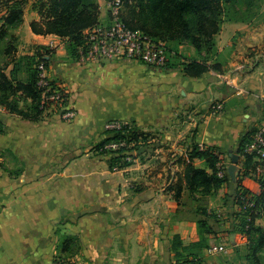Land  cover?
Returning <instances> with one entry per match:
<instances>
[{
  "label": "crops",
  "instance_id": "0c3cea01",
  "mask_svg": "<svg viewBox=\"0 0 264 264\" xmlns=\"http://www.w3.org/2000/svg\"><path fill=\"white\" fill-rule=\"evenodd\" d=\"M97 1L102 21L106 11ZM36 2L29 0L18 28L41 49L54 43L51 76L69 88L76 116L26 119L0 106V264H184L193 258L250 264L248 238L233 229L235 185L206 189L193 185L186 170L213 174L205 159L191 158L194 147L217 149L227 169L232 151L239 155L237 181L254 195L262 192L252 162L238 150L264 122V20H225L218 55L193 77L185 64L201 59L188 45L164 68L81 63L66 40L32 32L31 24L41 21ZM219 103L222 112L212 113ZM111 120L148 134L123 169H111L113 155L97 148ZM255 225L264 229V219ZM218 243L233 247L229 256H207Z\"/></svg>",
  "mask_w": 264,
  "mask_h": 264
},
{
  "label": "trees",
  "instance_id": "16d2710c",
  "mask_svg": "<svg viewBox=\"0 0 264 264\" xmlns=\"http://www.w3.org/2000/svg\"><path fill=\"white\" fill-rule=\"evenodd\" d=\"M234 2L235 0H127L124 20L131 28L140 29L153 39L167 43L171 53L175 51L171 49L170 43L175 44L176 47L180 45L192 47L201 60H190L185 64V72L187 75L196 77L206 73L209 70L208 62L218 55L216 37L230 11L228 6ZM28 3L29 0H6L0 3L5 8L0 27V40L5 39L8 29L18 28L23 22L24 11ZM35 6L41 21L31 24L32 32L37 35H56L66 40L69 54L77 59V49L83 43V33L99 22L98 1L37 0ZM13 41L14 38L4 50L5 57H10V61L6 68H0V106L6 108L11 114L36 120L44 115L40 106L41 93L37 87L36 66L41 61L49 65V59H46V56H49L52 50L47 48L45 53L38 52L35 55L17 57V49ZM10 66L11 69L7 74L5 70ZM21 74H25V79L21 78ZM28 100H30L28 107L21 108L20 102ZM2 132L0 125V134ZM249 136L250 133L242 138L239 154ZM147 138V133L140 132L133 127L125 135L117 133L114 137L106 138L97 148L100 150L113 139H127L128 142L132 140L136 142L137 150L140 140L146 141ZM215 151H217L215 148L200 150L199 147H194L191 152V158L205 159L208 162L213 171L212 176H208L205 171L195 169L193 166L187 167L186 176L193 180V185L204 186L206 189L210 186L219 188L228 182L232 186L235 185L236 191L242 188L239 181L233 184L228 176L225 179L218 177V157L215 156ZM122 153L118 152L113 155L110 160L111 169H123L130 165L126 159L132 158V155ZM262 187V192L258 196L244 190L247 195H252L255 204L251 209L239 211L236 222L233 223V229L239 230L248 238L247 258L251 264H260L258 256L264 249V229L255 225L257 218L264 219V185ZM68 241V239L64 241L65 245ZM195 261L201 264L198 258L187 260L184 264Z\"/></svg>",
  "mask_w": 264,
  "mask_h": 264
},
{
  "label": "built area",
  "instance_id": "2783aa9c",
  "mask_svg": "<svg viewBox=\"0 0 264 264\" xmlns=\"http://www.w3.org/2000/svg\"><path fill=\"white\" fill-rule=\"evenodd\" d=\"M106 18L86 30L83 33V43L77 49V59L81 63L107 62H137L151 67L164 68L170 61L171 53L167 43L157 41L140 29L131 28L124 20L125 0H103ZM49 48L55 47L50 43ZM48 59V56H46ZM37 87L41 93L40 106L44 115H58L63 121L73 120L76 113L69 107L70 90L63 83L56 81L51 76L50 66L45 62H38ZM222 104H213L212 113H220ZM1 112V108H0ZM133 126L122 120L108 121L104 126V132L108 137H114L117 133L123 135L129 133ZM107 137V138H108ZM136 142L124 140H111L105 144L100 153L103 155H115L118 152L131 155L136 151ZM127 149V151H122ZM129 149H134L129 150ZM129 150V151H128ZM201 150H205L202 148ZM218 157V177L225 179L228 169L225 157L215 151ZM240 156L251 159L252 172L256 181L264 185V122L261 123L243 144ZM128 162L131 158L126 159ZM242 187L234 189V203L238 211L254 207L252 195H247ZM224 244L210 246L206 249L209 257H225L231 253ZM55 264H70L64 260H57ZM188 264H200L197 261Z\"/></svg>",
  "mask_w": 264,
  "mask_h": 264
},
{
  "label": "rangeland",
  "instance_id": "374dc122",
  "mask_svg": "<svg viewBox=\"0 0 264 264\" xmlns=\"http://www.w3.org/2000/svg\"><path fill=\"white\" fill-rule=\"evenodd\" d=\"M5 1L6 0H0V3L5 2ZM126 1L127 0H125V2ZM228 8L230 11L225 17L226 20L227 19H233V20H236V19L261 20L262 19L264 20V11H263L264 10V0H235L234 4L228 6ZM4 13H5V8L0 5V27L3 22L2 19L4 17ZM124 13H125V9H124ZM13 38H14L13 44H14V47L17 49L18 56L19 55L21 56L23 53H27L31 51L37 52V50L39 53H45L44 49H41L38 46L34 45L33 42H31L27 38V33L24 32L23 28L21 27L15 28V29L11 28V29H8V34L5 37V39L0 40V68H6L8 62L10 61V57L8 58L5 57L4 50L7 47L8 43L12 42ZM170 45L174 48L173 49L170 46L173 51H175L176 53L179 52V48L176 47L175 44L170 43ZM185 49H187V47H185ZM186 52H187L186 50H183V53L180 54V56L178 55V59L180 57H185ZM10 69H11V66L8 67L5 70V72L8 74ZM21 75H22L21 78L25 79V74H21ZM220 244H224L229 250L230 249L233 250V247L230 244H227V243H220ZM258 257L260 259V264H264V249L262 250V252L259 254Z\"/></svg>",
  "mask_w": 264,
  "mask_h": 264
},
{
  "label": "water",
  "instance_id": "95a60500",
  "mask_svg": "<svg viewBox=\"0 0 264 264\" xmlns=\"http://www.w3.org/2000/svg\"><path fill=\"white\" fill-rule=\"evenodd\" d=\"M229 155L232 160V163L228 167V175L230 177L231 182L235 184L237 182V177L239 174L238 165H237L239 162V155L234 154L232 151L229 153Z\"/></svg>",
  "mask_w": 264,
  "mask_h": 264
}]
</instances>
